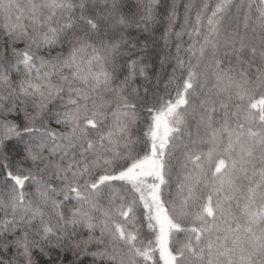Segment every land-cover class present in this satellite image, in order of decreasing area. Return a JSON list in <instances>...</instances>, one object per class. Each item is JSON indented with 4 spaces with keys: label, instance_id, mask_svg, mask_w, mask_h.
Wrapping results in <instances>:
<instances>
[{
    "label": "snow or ice",
    "instance_id": "1",
    "mask_svg": "<svg viewBox=\"0 0 264 264\" xmlns=\"http://www.w3.org/2000/svg\"><path fill=\"white\" fill-rule=\"evenodd\" d=\"M0 264H264V0H0Z\"/></svg>",
    "mask_w": 264,
    "mask_h": 264
},
{
    "label": "trees",
    "instance_id": "2",
    "mask_svg": "<svg viewBox=\"0 0 264 264\" xmlns=\"http://www.w3.org/2000/svg\"><path fill=\"white\" fill-rule=\"evenodd\" d=\"M168 3L171 2V0H167ZM181 3L185 2V0H180ZM161 13L163 14L164 13V8H161ZM180 13L181 15L183 14V8L181 7L180 8ZM157 35H159V32L157 33ZM161 47H162V43L161 44H158L155 48H153L152 50V59H153V62L157 64V69L159 70V62H158V59H157V56L158 54L160 53L161 51ZM173 53L175 52V49L173 48L172 49ZM170 71V69H169ZM161 87H163V84H161Z\"/></svg>",
    "mask_w": 264,
    "mask_h": 264
},
{
    "label": "rangeland",
    "instance_id": "3",
    "mask_svg": "<svg viewBox=\"0 0 264 264\" xmlns=\"http://www.w3.org/2000/svg\"><path fill=\"white\" fill-rule=\"evenodd\" d=\"M185 39H187V38L185 37Z\"/></svg>",
    "mask_w": 264,
    "mask_h": 264
}]
</instances>
